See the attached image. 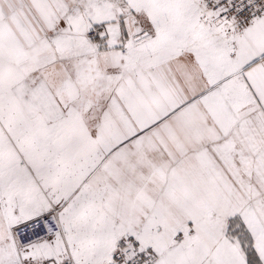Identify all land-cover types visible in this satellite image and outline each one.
I'll return each mask as SVG.
<instances>
[{"label":"snow or ice","instance_id":"snow-or-ice-1","mask_svg":"<svg viewBox=\"0 0 264 264\" xmlns=\"http://www.w3.org/2000/svg\"><path fill=\"white\" fill-rule=\"evenodd\" d=\"M0 264H264V0H0Z\"/></svg>","mask_w":264,"mask_h":264}]
</instances>
